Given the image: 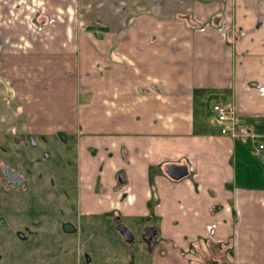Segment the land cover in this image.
Instances as JSON below:
<instances>
[{
  "label": "crops",
  "instance_id": "crops-1",
  "mask_svg": "<svg viewBox=\"0 0 264 264\" xmlns=\"http://www.w3.org/2000/svg\"><path fill=\"white\" fill-rule=\"evenodd\" d=\"M16 49L30 63L70 61L91 95L76 132L97 148L96 162L87 164L84 210L175 221L172 238L151 220L142 225L158 230L155 264L233 263L232 238L218 227L227 210L217 215L214 208L223 192L237 205L244 181L247 202L264 214V165L245 163L242 153L243 143L253 156V146L264 143V0H0V64L11 63ZM32 79L37 96L30 92V114L16 106L17 118L29 116L34 134L63 132L64 115L36 106L64 105L61 94L46 95L43 77ZM217 102L230 107L242 136L221 133ZM171 165L188 174L173 179ZM175 181L189 187L181 198L170 187ZM226 183L238 186L228 192ZM244 206L228 213L241 221ZM192 228L212 235L203 247Z\"/></svg>",
  "mask_w": 264,
  "mask_h": 264
},
{
  "label": "rangeland",
  "instance_id": "rangeland-1",
  "mask_svg": "<svg viewBox=\"0 0 264 264\" xmlns=\"http://www.w3.org/2000/svg\"><path fill=\"white\" fill-rule=\"evenodd\" d=\"M99 35L104 36L103 34ZM25 53L24 50L16 49L15 55L18 56H14L15 59L11 63H5V67L3 62L2 65L0 64V102H2L1 106L3 109L0 112V120L2 118L7 120L0 125V135H11L13 139L16 133L13 129L16 125H19V129L23 127V130H30V133L34 135V140L37 143L34 146L30 142V148L28 149L25 142L19 145L12 142L11 154H7L6 157L4 156L2 158L19 170H25V175L29 179L30 239L24 243L26 244L27 242L28 246H30L31 263L29 262V264H59L60 262L64 264H87L83 256L85 252L91 255V264H155L153 257L157 259L161 257L159 250L156 255L160 257H156L154 254L152 255V251H149V249L143 248L139 250V246L141 248L142 245L137 242L139 241L141 229L143 228L142 225L148 220H151V224L168 229L169 231H165L163 234L169 238L173 237L172 231L177 226L175 221L169 220L166 222L162 221L161 218V220H157L158 218L156 219L152 215L149 218L145 216L122 218L126 224L133 228L135 233L134 237H136L134 246H128L124 242L113 223L102 220L101 218L96 222L98 223L97 237L92 242L87 241L86 243L84 239H79V243L82 245L79 247H77V244L74 245L73 252L75 256L72 261L66 258H55L54 254L49 253L43 246L44 242H48L51 239L46 237L48 234L44 233V231L47 229H51V231L60 229L59 223L53 219L52 222L45 221L49 209L48 204L55 205V211L49 209L50 213L56 212L55 215L59 214L61 210L68 213L70 207L74 205L80 208V199L85 196L84 192L86 190L85 175L89 173L87 164L96 162L97 148L92 143H89V139L84 137L79 139L80 134H76L79 127L81 109L85 106L86 100L91 98V95L85 93L86 89L83 84L85 81L80 84L78 78L77 80L75 79L74 64L72 63L70 67V61L65 60L59 67L56 61H51L50 59L43 60V58L34 63H30ZM91 71L92 69L90 71H84V75L87 77ZM33 75L42 76L44 79L43 83L46 84L48 89H51V92L46 93V95H51L53 94L52 91H55L57 94H61V99L59 94L57 96L59 102L61 100L65 102L64 105H36L38 107L43 106L53 113L59 111L60 114L65 116L68 125L59 134H34L33 124L29 127L31 120L29 116L27 120L17 118L16 106L24 105L25 108L29 107L30 114V92L37 96V89L36 85L34 86L33 79V86L30 83ZM37 81L40 82L41 80ZM40 100L43 104L42 99ZM11 101L15 105L9 103ZM7 103L10 105H6ZM34 113L40 118L44 111L37 109ZM8 125L10 126L8 127ZM243 145L245 148L242 153L243 155H248L247 159L244 158L243 161L245 163L251 162L253 166L258 164L262 167L264 165V155L255 157L249 153L247 145L244 143ZM103 148L105 149V145ZM250 177L256 180L255 187L257 186L258 188L261 186L257 175H250ZM262 180L264 181L263 177ZM186 181L187 179L183 180L187 184ZM175 183L173 186H170L172 190L173 187L176 188L175 196L179 195V198H181L182 195H185L184 188L185 191L189 192V187H186L185 184L178 185V181H175ZM242 184V187L247 185L244 181ZM236 186L238 184L231 185V183H226L223 188L231 192L232 189H236ZM241 186L237 187V189L240 190V195L243 196H240L241 199L237 202V205L235 199H232V196L225 192H223L224 194L220 199L222 204L215 205L214 210L217 211V215L221 210H227V216H222L218 220V227H222L220 229V235L228 234L232 238L234 246L229 252L233 258L232 264H264V214H257L256 210L261 207L251 208L250 201L247 202L246 198V193L249 191L242 189ZM34 189L35 192H33ZM57 193H62V195L59 196ZM34 197L35 199H33ZM58 198H60L59 203ZM240 203L245 205L240 212L242 215L241 221L239 216L237 217L228 213L230 209H232L233 213H236L235 210ZM249 209L254 211L253 216L248 214L247 210ZM201 216L206 221L209 219V216L205 213H202ZM35 221L36 223L34 224ZM193 230L200 231L199 229ZM198 234L200 235L198 244L201 247L207 242L206 239L212 236L207 232L203 234L202 231ZM164 235L160 240L165 243ZM170 242L173 243L171 240ZM86 245H88V248ZM167 245L164 244V246ZM21 249L22 252L20 255L23 259L20 258L19 264H27L26 250L23 247ZM77 254L83 256L82 259H78ZM168 257L170 259L172 258L170 255ZM22 260H24V263H22Z\"/></svg>",
  "mask_w": 264,
  "mask_h": 264
},
{
  "label": "flooded vegetation",
  "instance_id": "flooded-vegetation-1",
  "mask_svg": "<svg viewBox=\"0 0 264 264\" xmlns=\"http://www.w3.org/2000/svg\"><path fill=\"white\" fill-rule=\"evenodd\" d=\"M5 121L7 120L2 118L0 120V125ZM9 126L10 125H8V127ZM18 126L19 125H16L13 129L16 131L13 139L11 135H0V264H19L20 258L23 259L20 255L22 247L26 250L25 255L27 256V264H29V262L31 263L30 246H28L27 243L30 239L29 179L25 175V170H19L7 160L2 159L4 156L6 157L7 154H11L12 142H15L17 145L25 142L28 149L30 148V142H32L34 146L37 145L34 140V135L30 133V130H23V127L19 129ZM118 181L120 183L124 182V176H122V179L119 178ZM107 191L108 190L105 189V191H103L104 194H106ZM33 192H35V189ZM57 194L59 196L62 195V193ZM33 199H35V197ZM59 200L60 198H58V203L60 202ZM48 206L49 209L55 211V205L50 203ZM74 206L70 207L68 213L61 210L59 214L55 215L56 212L50 213L48 209V213L46 214L47 219L45 221L52 222L53 219L55 222L59 223L60 227V229L53 231H51V229L44 231V233L48 234L46 237L51 239L48 242H44L43 246L49 253L54 254L55 258H66L72 261L75 256L73 252L74 245L77 244V247L82 245L79 243V239H84L86 243L87 241L92 242V240L97 237L98 223L96 222L99 221V218L113 223L128 246H134L136 243V237H134L131 242H127L124 239L118 228L121 225L129 226L123 221L122 216L116 214L113 209H106L99 215L96 212L84 210L82 204L80 208L76 205ZM35 223L36 221L34 224ZM142 227L137 243L150 250L157 243L158 230L155 226ZM131 231L135 235L133 229H131ZM82 233L83 235H81ZM25 241H27L26 244H24ZM88 245H86V247ZM83 256L87 264L92 263L91 255L88 254V252H85ZM83 256L77 254L78 259H82ZM22 263H24V260H22ZM59 264L64 263L60 262Z\"/></svg>",
  "mask_w": 264,
  "mask_h": 264
},
{
  "label": "built area",
  "instance_id": "built-area-1",
  "mask_svg": "<svg viewBox=\"0 0 264 264\" xmlns=\"http://www.w3.org/2000/svg\"><path fill=\"white\" fill-rule=\"evenodd\" d=\"M212 112L215 115L216 123L221 127L222 134H229L234 138H239L242 136L238 132L237 121L235 119L234 113L228 105L217 102L213 105ZM263 151L264 143H259L258 145L253 146V154L255 156H261Z\"/></svg>",
  "mask_w": 264,
  "mask_h": 264
},
{
  "label": "water",
  "instance_id": "water-1",
  "mask_svg": "<svg viewBox=\"0 0 264 264\" xmlns=\"http://www.w3.org/2000/svg\"><path fill=\"white\" fill-rule=\"evenodd\" d=\"M167 173L176 180L185 177L188 174V169L185 166L171 165L169 166ZM118 230L127 242H131L134 239V234L129 227L121 225Z\"/></svg>",
  "mask_w": 264,
  "mask_h": 264
}]
</instances>
